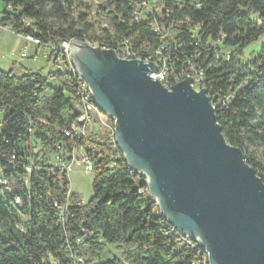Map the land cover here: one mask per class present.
Returning a JSON list of instances; mask_svg holds the SVG:
<instances>
[{
    "label": "trees",
    "instance_id": "obj_1",
    "mask_svg": "<svg viewBox=\"0 0 264 264\" xmlns=\"http://www.w3.org/2000/svg\"><path fill=\"white\" fill-rule=\"evenodd\" d=\"M103 1L108 27L94 37L74 0H0V27L46 46L61 67L46 76L0 70V177L8 181L0 184V264H208L205 251L164 219L145 177L108 136L72 131L79 76L59 45L96 39L116 50L127 40L143 55L163 45L169 70L201 71L225 140L264 182L248 149L264 145V43L245 54L264 34V0H156L139 18L133 0ZM77 149L93 173L86 202L70 192L60 165Z\"/></svg>",
    "mask_w": 264,
    "mask_h": 264
},
{
    "label": "water",
    "instance_id": "obj_2",
    "mask_svg": "<svg viewBox=\"0 0 264 264\" xmlns=\"http://www.w3.org/2000/svg\"><path fill=\"white\" fill-rule=\"evenodd\" d=\"M68 51L164 219L205 251L208 264H264V182L225 140L207 89L196 91L191 77L167 89L149 76L153 62L85 40L70 41Z\"/></svg>",
    "mask_w": 264,
    "mask_h": 264
},
{
    "label": "rangeland",
    "instance_id": "obj_3",
    "mask_svg": "<svg viewBox=\"0 0 264 264\" xmlns=\"http://www.w3.org/2000/svg\"><path fill=\"white\" fill-rule=\"evenodd\" d=\"M103 2V0H74V14L82 12L86 16V20L93 26L94 37L100 35L99 28H106L107 26V21L98 8V5ZM249 15L253 17V15ZM262 43H264V34L256 43L251 44V47L246 49V57H250L254 52L257 54ZM50 53L46 46H41L34 40L15 35L11 31L0 27V70L7 71L12 68L13 74L17 76L28 72H40L43 76H46L50 71H61V67L54 65L53 58L49 56ZM56 62L61 64L59 58ZM49 83L52 85L57 84L53 80H49ZM94 118L96 117L93 116V121L86 125L85 129L88 128L89 133L98 131V133L109 137L113 121L107 116L103 117L101 123L98 118H96L98 121ZM111 122L112 124H110ZM29 145L32 147V142ZM248 149L250 154L264 168V145L257 144L250 146ZM74 155L75 160H73V164L67 173L69 190L80 195L82 201L86 202L92 195L91 181L93 173L91 170H87L80 149L74 151ZM111 250L121 258V252L117 248Z\"/></svg>",
    "mask_w": 264,
    "mask_h": 264
},
{
    "label": "built area",
    "instance_id": "obj_4",
    "mask_svg": "<svg viewBox=\"0 0 264 264\" xmlns=\"http://www.w3.org/2000/svg\"><path fill=\"white\" fill-rule=\"evenodd\" d=\"M172 1L178 3L181 0H172ZM155 3H156V0H141V1L140 0H133L134 6H140L141 7V10L134 12V18H139V17L143 16V14L146 13L147 11H150V9L153 8L152 4H155ZM107 27H108V25L106 26V28ZM153 30L156 32H159V30L157 29L156 26H153ZM164 35H166V33H164ZM28 39H30V38H28ZM69 43H70V41H65V42H61V44L59 45L60 50L62 51L63 54H65L67 56V58H68V45H69ZM88 43H90L93 46H101L104 48H110L107 46L100 45L97 40L92 41V42H88ZM162 51H163V45H160V46L156 47L153 51H150L147 55H143V54L139 53L138 51L132 50L130 47H128V41L127 40H123L121 42V44L115 50V52L119 58L135 59V60H140V61H150V62H153L154 64H156L157 70L155 72H150L149 76L152 79L155 78L157 81H159L167 89H170V87L174 83L181 81V80L185 79L186 77L192 78V84L191 85L196 91L199 90L200 88H202V86L200 85L201 76H202L201 71H195V70H192L191 68L189 70H181L178 72H173V71L169 70V66L166 63V60L162 55ZM73 71L75 72L74 69H73ZM78 87H79V102H78V105L76 107L78 108L79 116H78L75 124L72 125L71 129L74 133L80 132L81 134H83V133H86L85 131H88V128L85 129V127L91 121H93V119H92L93 116L98 118L99 122H100V121H103L102 119L106 115L104 116V114L97 109L96 105L92 101L91 93H90V90H89L87 84L85 83V81L83 79H81L80 76H79ZM96 118H94V119H96ZM98 119H96V120L98 121ZM65 134L69 135V132L65 131ZM109 142L111 143L112 146H114V148H116L118 150L116 142H115V138H114V133H113V124L110 127ZM74 156L75 155L73 154V157L69 160L68 163H66V164L61 163L60 164L61 169L65 170L66 173H68V170L70 169V167L73 164V160H75ZM81 156L83 157L82 159H83V162L85 163V165L87 167V170H91V163L87 160V158L84 155L81 154ZM26 170H27V172H30V168L27 167ZM0 184L7 185L8 181L5 178L0 177ZM15 200L18 201V198H16ZM186 237L191 239L188 236H186ZM78 264H85L82 258H78Z\"/></svg>",
    "mask_w": 264,
    "mask_h": 264
}]
</instances>
